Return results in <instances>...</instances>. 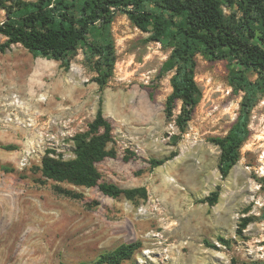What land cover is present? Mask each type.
Masks as SVG:
<instances>
[{
	"label": "rangeland",
	"instance_id": "374dc122",
	"mask_svg": "<svg viewBox=\"0 0 264 264\" xmlns=\"http://www.w3.org/2000/svg\"><path fill=\"white\" fill-rule=\"evenodd\" d=\"M112 33L117 60L103 90L92 80L96 73L83 48L72 55L69 70L21 44L0 52V264H79L137 241L141 247L122 264H264V93L240 159L223 179L221 150L211 138L224 136L238 116L243 92L231 81L240 70L227 60L197 56L202 96L182 133L176 125L182 102L173 119L165 113L172 72L160 70L170 41H149L126 14L117 15ZM5 39L0 34V42ZM101 98L118 153L98 164L101 181L145 186L147 198L63 183L78 194L74 198L57 193L41 172L48 149L74 157L72 138L88 128ZM173 135L180 136L177 145ZM128 150L137 156L125 161ZM175 150L176 157L152 168L151 158ZM218 185L217 204L199 201ZM245 217L251 222L239 232Z\"/></svg>",
	"mask_w": 264,
	"mask_h": 264
},
{
	"label": "trees",
	"instance_id": "16d2710c",
	"mask_svg": "<svg viewBox=\"0 0 264 264\" xmlns=\"http://www.w3.org/2000/svg\"><path fill=\"white\" fill-rule=\"evenodd\" d=\"M0 10L4 12L0 34L6 38L0 42V52L21 44L35 57L61 61L69 70L72 55L83 48L87 65L96 73L92 80L101 90L114 74L117 55L112 24L118 14H126L136 27L149 33V41L169 40L172 51L160 70L161 74L172 72V92L167 97L165 113L168 119H173L177 102H182V110L176 118L182 133L202 96L195 78L197 56L210 61L227 60L237 67L241 74L233 76L231 84L236 91L243 92L238 116L224 136L211 138L221 150L218 167L222 178L229 176L240 159L243 144L251 135L252 110L264 93V0H0ZM248 71L256 72L257 78L250 79ZM150 96L153 97V93ZM179 138V135L172 136L174 145ZM72 139L74 157L65 158L56 154V150L48 149L42 158L41 172L54 182L57 193L78 197L76 192L62 185L70 183L98 187L111 197H148L145 186L122 188L101 181L98 164L118 154L113 146L114 125L104 114L102 98L88 128ZM177 155L178 150H175L164 158H151L150 164L152 168L159 167ZM136 156L135 151L128 150L124 160ZM261 181L264 185V178ZM220 194L221 185H218L199 201L215 205ZM250 222V218H243L239 232ZM219 240L226 245L230 243L223 236ZM140 247L139 241L124 243L102 253L95 261L79 264H122Z\"/></svg>",
	"mask_w": 264,
	"mask_h": 264
}]
</instances>
